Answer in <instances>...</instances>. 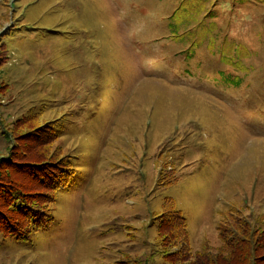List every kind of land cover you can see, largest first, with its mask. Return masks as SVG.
<instances>
[{"label": "rangeland", "instance_id": "374dc122", "mask_svg": "<svg viewBox=\"0 0 264 264\" xmlns=\"http://www.w3.org/2000/svg\"><path fill=\"white\" fill-rule=\"evenodd\" d=\"M82 5L0 0V159L44 123L52 141L23 140L19 154L75 165L38 232L0 237V264H178L151 227L166 196L195 215L193 251L218 245L220 204L264 219V0ZM34 106V124H19ZM162 152L177 176L166 189Z\"/></svg>", "mask_w": 264, "mask_h": 264}, {"label": "trees", "instance_id": "16d2710c", "mask_svg": "<svg viewBox=\"0 0 264 264\" xmlns=\"http://www.w3.org/2000/svg\"><path fill=\"white\" fill-rule=\"evenodd\" d=\"M81 4L84 7L86 0H81ZM76 9L77 6H74L72 10ZM93 13L102 16L104 11L100 9L98 13ZM35 26L34 22L32 28ZM17 29V27L12 28L7 36ZM171 33L175 34L176 30L173 29ZM3 39L4 37L0 38V44L5 42L2 41ZM185 67L188 69V66ZM215 74L217 78L229 82L228 74L223 70ZM239 83L240 80H231L233 86ZM215 95L222 98L221 91H217ZM41 112L42 109L39 110L35 106L28 108L25 117L18 119L19 124H34L35 118ZM43 124L40 123L28 129L27 134L19 135L21 136L20 143L15 151H12L13 154L0 159V237L2 238L13 237L24 241L38 232L51 218L49 207L55 200L59 186L69 181L74 174L75 165L69 156H57L52 152L46 160L35 159L34 162H29L22 157L24 153L19 154V148L27 144L23 143V140L39 146L52 141L51 139L56 134L52 131L53 127L44 128ZM55 130H58V127ZM12 138L14 139L10 134L9 140ZM16 144L18 143L14 140L10 148ZM16 153L17 157L14 156ZM156 162L158 174L155 185L165 189L173 187L177 182L173 169V158L163 153ZM189 214L177 207L174 197L163 198L158 212H155L152 217L155 223L151 225L155 231H160L157 238L160 252L163 255L168 254L178 264L180 262L188 264H264V219L262 216L257 214L255 218H251L244 215L238 205L220 204L214 214L216 218L218 217L214 227L219 241L218 245L207 246L202 243L201 247L193 251L190 245L192 233L188 224L192 223L195 215ZM173 249L176 251H172ZM109 264L126 263L117 260Z\"/></svg>", "mask_w": 264, "mask_h": 264}, {"label": "snow or ice", "instance_id": "6c2138e0", "mask_svg": "<svg viewBox=\"0 0 264 264\" xmlns=\"http://www.w3.org/2000/svg\"><path fill=\"white\" fill-rule=\"evenodd\" d=\"M0 31H2V29H0Z\"/></svg>", "mask_w": 264, "mask_h": 264}]
</instances>
